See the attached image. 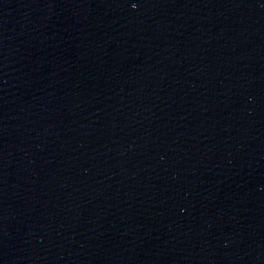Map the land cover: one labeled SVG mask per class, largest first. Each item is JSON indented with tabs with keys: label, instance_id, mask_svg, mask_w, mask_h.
I'll list each match as a JSON object with an SVG mask.
<instances>
[{
	"label": "water",
	"instance_id": "obj_1",
	"mask_svg": "<svg viewBox=\"0 0 264 264\" xmlns=\"http://www.w3.org/2000/svg\"><path fill=\"white\" fill-rule=\"evenodd\" d=\"M0 264H264V0H0Z\"/></svg>",
	"mask_w": 264,
	"mask_h": 264
},
{
	"label": "snow or ice",
	"instance_id": "obj_2",
	"mask_svg": "<svg viewBox=\"0 0 264 264\" xmlns=\"http://www.w3.org/2000/svg\"><path fill=\"white\" fill-rule=\"evenodd\" d=\"M136 5H133V7H135Z\"/></svg>",
	"mask_w": 264,
	"mask_h": 264
}]
</instances>
